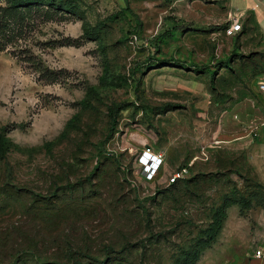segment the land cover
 I'll use <instances>...</instances> for the list:
<instances>
[{
    "label": "rangeland",
    "instance_id": "rangeland-1",
    "mask_svg": "<svg viewBox=\"0 0 264 264\" xmlns=\"http://www.w3.org/2000/svg\"><path fill=\"white\" fill-rule=\"evenodd\" d=\"M11 1L0 0V264H182L221 208L195 264L264 246V188L242 157H212L220 102L256 98L247 76L264 53L229 50L224 26L188 0ZM191 87L214 93L195 98L208 113ZM145 151L161 162L148 180Z\"/></svg>",
    "mask_w": 264,
    "mask_h": 264
},
{
    "label": "crops",
    "instance_id": "crops-1",
    "mask_svg": "<svg viewBox=\"0 0 264 264\" xmlns=\"http://www.w3.org/2000/svg\"><path fill=\"white\" fill-rule=\"evenodd\" d=\"M187 2L192 16H198L208 25L224 26L223 40L229 50L248 57L264 53V0H188ZM229 13L239 16L241 23V30L232 36L224 34ZM216 30L217 28L211 27V34H215ZM237 59L235 61H238ZM247 78L255 81L252 90L256 98L251 95L246 99H238L228 107L223 101L220 102L222 109L217 116L219 125L215 135L216 140L221 142L218 147L221 151L216 152L218 155L212 157H242L253 178L264 188V91L260 89V85L264 83V66L263 70L258 69L249 73ZM185 90H188L187 94L194 99L189 100L193 108H204L206 113L209 112L204 102L200 100L196 102L195 98L204 96L209 98L214 94L213 92L192 87ZM220 93L221 95H218L220 98L227 96L224 90ZM252 127L256 129L253 130ZM248 255L236 254L231 258L230 264H264V258Z\"/></svg>",
    "mask_w": 264,
    "mask_h": 264
},
{
    "label": "trees",
    "instance_id": "trees-1",
    "mask_svg": "<svg viewBox=\"0 0 264 264\" xmlns=\"http://www.w3.org/2000/svg\"><path fill=\"white\" fill-rule=\"evenodd\" d=\"M43 0H13L11 1V8H28L35 5H41ZM50 4L53 5L54 2L51 0ZM96 27L85 28L84 32L87 35H90L92 31H94ZM5 39L4 36L0 35V52L3 51ZM109 114L112 117L113 111L110 109ZM7 143V138L0 135V154L3 153V146ZM225 214L223 209H219L216 211L215 215L213 216V221L210 223L208 228L203 232V238L200 239L195 246L191 249L189 253L185 255V258L182 264H195L198 260L201 250L210 246V244L214 241L221 230L222 221Z\"/></svg>",
    "mask_w": 264,
    "mask_h": 264
},
{
    "label": "built area",
    "instance_id": "built-area-1",
    "mask_svg": "<svg viewBox=\"0 0 264 264\" xmlns=\"http://www.w3.org/2000/svg\"><path fill=\"white\" fill-rule=\"evenodd\" d=\"M241 30V23H240V17L233 15L229 13L226 18V27L224 30V34L226 36H232L236 32H239ZM260 89L264 91V83L260 85ZM252 129H256V127H252ZM220 141H214L213 145L215 148H218L220 145ZM160 156L151 154L149 151H145L141 156V177L148 180L151 179L155 173V171L158 169L160 162ZM184 171L176 172L170 177V183L175 182L178 179L182 178ZM255 258H264V246L258 247L253 255Z\"/></svg>",
    "mask_w": 264,
    "mask_h": 264
}]
</instances>
